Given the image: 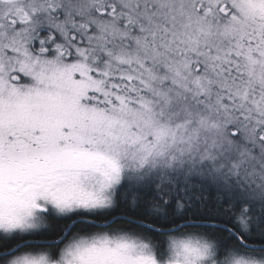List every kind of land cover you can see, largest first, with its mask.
<instances>
[{
  "label": "snow or ice",
  "instance_id": "snow-or-ice-1",
  "mask_svg": "<svg viewBox=\"0 0 264 264\" xmlns=\"http://www.w3.org/2000/svg\"><path fill=\"white\" fill-rule=\"evenodd\" d=\"M0 264H264V0H0Z\"/></svg>",
  "mask_w": 264,
  "mask_h": 264
}]
</instances>
